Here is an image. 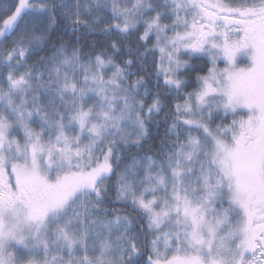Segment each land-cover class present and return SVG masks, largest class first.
<instances>
[{"label": "snow or ice", "instance_id": "snow-or-ice-1", "mask_svg": "<svg viewBox=\"0 0 264 264\" xmlns=\"http://www.w3.org/2000/svg\"><path fill=\"white\" fill-rule=\"evenodd\" d=\"M13 8L0 264H264V0ZM61 24L109 50L52 43Z\"/></svg>", "mask_w": 264, "mask_h": 264}, {"label": "trees", "instance_id": "trees-1", "mask_svg": "<svg viewBox=\"0 0 264 264\" xmlns=\"http://www.w3.org/2000/svg\"><path fill=\"white\" fill-rule=\"evenodd\" d=\"M41 2V0H30V3L33 4H39ZM46 2L48 3H55V4H59L61 2V0H46ZM17 4V0H0V23H2V20L6 17H4L2 15V13L9 9V8H13V5ZM14 10V8H13ZM58 11V20L60 19L59 16V9ZM36 14H32L30 16H28L26 19L28 21H33V22H38V20L35 19ZM61 39L69 45L72 44H76L77 43V39H79V44L80 46H84V51L85 52H90L93 51L92 48L87 47V45H91L94 42L101 45V47H97L95 49V51L99 52V51H105V50H109L108 49V44L109 41H107L104 37L102 36H98V35H84L82 32H77L75 34L71 33L70 31H68L66 29V27L61 24L59 27L55 28L53 30V34L51 35V42L52 43H56L57 45L60 43ZM133 40H135V37L132 38ZM6 46L11 47L10 42L6 43ZM50 53H41V55H49ZM35 59H37V57H33V60L30 61V63L34 62ZM193 64L199 69H204L206 70V66H210L208 64V61L206 59H200V60H196L193 61ZM195 85L193 84V87ZM157 119H162V117H157ZM153 131H155L157 134L156 136L153 137V143H158L159 142V138L163 136L164 134V127L161 126L158 130L157 129H153ZM147 147V145H146Z\"/></svg>", "mask_w": 264, "mask_h": 264}, {"label": "rangeland", "instance_id": "rangeland-1", "mask_svg": "<svg viewBox=\"0 0 264 264\" xmlns=\"http://www.w3.org/2000/svg\"><path fill=\"white\" fill-rule=\"evenodd\" d=\"M29 2H30V0H29ZM204 59L207 60V58H204ZM220 66L223 67V64H221ZM241 66H244V65L242 64ZM218 122H219V121H218ZM225 122H227V121H225Z\"/></svg>", "mask_w": 264, "mask_h": 264}]
</instances>
